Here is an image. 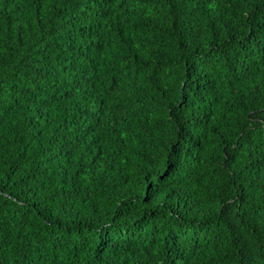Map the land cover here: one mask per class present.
<instances>
[{"label":"trees","instance_id":"trees-1","mask_svg":"<svg viewBox=\"0 0 264 264\" xmlns=\"http://www.w3.org/2000/svg\"><path fill=\"white\" fill-rule=\"evenodd\" d=\"M0 264H264V0H0Z\"/></svg>","mask_w":264,"mask_h":264}]
</instances>
